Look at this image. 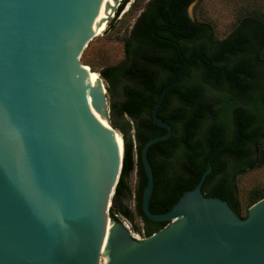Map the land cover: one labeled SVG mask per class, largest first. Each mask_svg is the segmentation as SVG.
I'll return each mask as SVG.
<instances>
[{
  "label": "water",
  "instance_id": "obj_1",
  "mask_svg": "<svg viewBox=\"0 0 264 264\" xmlns=\"http://www.w3.org/2000/svg\"><path fill=\"white\" fill-rule=\"evenodd\" d=\"M108 1L0 0V264H264L263 191L236 214L203 195L209 166L192 190L149 205L147 150L172 134L157 113L195 56L152 108L165 133L141 149V209L166 225L129 234L109 218L123 154L86 99L105 112L106 90L83 85L79 64Z\"/></svg>",
  "mask_w": 264,
  "mask_h": 264
},
{
  "label": "trees",
  "instance_id": "obj_2",
  "mask_svg": "<svg viewBox=\"0 0 264 264\" xmlns=\"http://www.w3.org/2000/svg\"><path fill=\"white\" fill-rule=\"evenodd\" d=\"M129 1H122L116 16ZM139 1L133 0L128 12ZM197 1H147L122 39L119 63L94 71L84 62L106 82L112 98L119 88L123 96L113 105L118 120H111L123 138V159L108 215L113 214L116 221L115 215L122 216L135 231L146 233L166 224L142 213V182L135 188V211L122 202L132 195L128 179L137 165L134 143L126 135L134 129L139 151L145 142L165 133L150 115L164 86L176 79L182 58L190 61L195 56L157 113L171 126L172 134L150 147L160 150L166 168L163 182L157 168V196L153 191L152 198L159 203L184 188L192 190L210 166L201 187L203 195L226 201L237 214L236 178L264 165V0H245L235 25L221 40L215 39L209 23L188 16V7ZM262 191L254 190L250 202ZM134 217L141 228L134 224Z\"/></svg>",
  "mask_w": 264,
  "mask_h": 264
},
{
  "label": "rangeland",
  "instance_id": "obj_3",
  "mask_svg": "<svg viewBox=\"0 0 264 264\" xmlns=\"http://www.w3.org/2000/svg\"><path fill=\"white\" fill-rule=\"evenodd\" d=\"M147 1L149 0H140L134 10L130 12H128L129 5L120 19H114L110 23H106V31L88 44L80 57V62L84 64L86 61L88 64L92 65L94 71H99L104 67L119 63L123 59L122 39L129 34L135 19L140 14ZM244 3L245 0H199L188 7L187 13L192 20L209 23L212 27L215 39L221 40L232 30L236 23V17ZM110 24L114 25L108 30ZM101 80L106 90L105 114L108 121L111 123L112 119L118 120V115L113 105L123 101V96L119 88L116 91V95L112 98L109 92H107L106 82L102 78ZM134 132V129H131L127 133L126 138L132 139L135 150ZM128 185L133 192V173H131L128 179ZM257 189L264 190V165L249 170L236 178L239 210H242L250 202V198L253 194L252 192ZM128 204L132 207L131 201H129ZM118 221L121 220L119 219ZM134 224L141 228V223L136 217H134ZM131 225L133 229V224ZM133 231L136 232L134 229Z\"/></svg>",
  "mask_w": 264,
  "mask_h": 264
},
{
  "label": "bare ground",
  "instance_id": "obj_4",
  "mask_svg": "<svg viewBox=\"0 0 264 264\" xmlns=\"http://www.w3.org/2000/svg\"><path fill=\"white\" fill-rule=\"evenodd\" d=\"M116 6L115 0H109L106 5L101 9V11L97 14V16L92 21V26L89 32L88 41L89 43L93 41L94 38L98 37L106 30V19H108L109 15L112 13L113 7ZM127 9V8H126ZM125 9V12H126ZM88 43V44H89ZM82 70H84V76L82 78L83 85H87V87L91 90H100L105 93V87L100 76L92 71L89 66H85L82 63H79ZM86 99L89 105V109L93 116L103 124L110 133V136L114 143L116 144L119 156L122 157L123 154V138L119 131L115 130L111 127L107 116L102 110H95L92 106H90V96L86 95ZM109 208V205H108ZM108 222V219H107ZM106 222V224H107Z\"/></svg>",
  "mask_w": 264,
  "mask_h": 264
},
{
  "label": "flooded vegetation",
  "instance_id": "obj_5",
  "mask_svg": "<svg viewBox=\"0 0 264 264\" xmlns=\"http://www.w3.org/2000/svg\"><path fill=\"white\" fill-rule=\"evenodd\" d=\"M195 3V2H194ZM192 20V19H191ZM194 21V20H192ZM133 27V25H132ZM132 29V28H131ZM158 69V68H157ZM162 82V76L160 74V72L157 73V85H160ZM150 118H151V115H150ZM152 120V118H151ZM154 124V123H153ZM155 125V124H154ZM146 143V142H145ZM144 146V145H143ZM142 146V147H143ZM141 147V149H142ZM141 149L138 151L137 150V147H135V150L133 148V155H134V160L136 162V167L135 169L133 170V175H134V188H133V192H132V195L131 197L129 198H125L123 199V203L126 204L128 206V209H130L132 212L135 211V202L136 201V196H135V188L136 186H138L141 182H142V161H141ZM147 159L151 165V168H152V173H153V190H152V194H153V191H155L154 195L157 196V168L160 167V172L162 175H160V181L163 182L164 178H163V173H164V169L166 170L165 166H164V163L162 161V157H161V153H160V150H158L157 148H148L147 150ZM140 161V165H138V162ZM158 163V164H157ZM155 167V168H154ZM154 177H156V179L154 180ZM162 177V178H161ZM142 196V194H141ZM153 195H151V198H150V201H149V205L151 203V206L154 205L152 203H156L157 204V198H152ZM131 201L132 202V207L128 204V202ZM140 209H141V199H140ZM142 211V209H141ZM143 213V211H142ZM144 214V213H143ZM155 222V221H154Z\"/></svg>",
  "mask_w": 264,
  "mask_h": 264
},
{
  "label": "built area",
  "instance_id": "obj_6",
  "mask_svg": "<svg viewBox=\"0 0 264 264\" xmlns=\"http://www.w3.org/2000/svg\"><path fill=\"white\" fill-rule=\"evenodd\" d=\"M123 0H118L117 1V4L115 7H113V10H112V13L109 15L108 19H106V23H110L112 20L116 19H120V17L124 14L125 12V9L128 8V6L133 2V0H130L123 8V10L121 12H119V14L116 16V12H117V9L118 7L121 5ZM106 31V30H105ZM104 31V32H105ZM115 217L119 220H121V223L123 224V226L125 227V229L128 231L129 234H143L144 233V230H141V231H136L134 232L133 229H132V225L131 223L126 220L125 218H122V216L120 215H115Z\"/></svg>",
  "mask_w": 264,
  "mask_h": 264
}]
</instances>
